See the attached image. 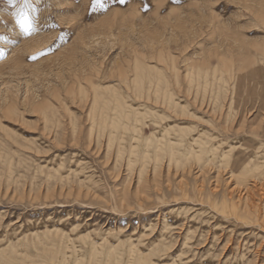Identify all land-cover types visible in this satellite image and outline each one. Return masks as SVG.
I'll use <instances>...</instances> for the list:
<instances>
[{
  "label": "rangeland",
  "instance_id": "obj_1",
  "mask_svg": "<svg viewBox=\"0 0 264 264\" xmlns=\"http://www.w3.org/2000/svg\"><path fill=\"white\" fill-rule=\"evenodd\" d=\"M102 3L0 0V264H264V0Z\"/></svg>",
  "mask_w": 264,
  "mask_h": 264
},
{
  "label": "bare ground",
  "instance_id": "obj_2",
  "mask_svg": "<svg viewBox=\"0 0 264 264\" xmlns=\"http://www.w3.org/2000/svg\"><path fill=\"white\" fill-rule=\"evenodd\" d=\"M259 7V6H258ZM260 10V9H259ZM202 61V63H205L206 61H208L206 58H204V60H201ZM192 63H195V62H192ZM193 66V65H192ZM149 70V69H148ZM192 72V71H191ZM191 76V75H190ZM125 79V78H124ZM123 79V80H124ZM191 79V78H190ZM203 79V78H202ZM124 81H126V79L124 80ZM196 81V80H195ZM227 91V90H226ZM229 91V90H228ZM166 95H167V93H165ZM165 94H164V96H165ZM229 94V93H228ZM148 96V95H147ZM167 97V96H166ZM148 98V97H147ZM170 99H173V97L171 96V94H170V96L168 97V99H166L164 102H162V103H166V104H168L169 102H171L172 100H170ZM157 100V99H156ZM174 101H175V99H173ZM150 102V101H149ZM159 102V101H158ZM179 103V102H178ZM172 104V103H171ZM177 106V103H175L174 102V105L172 104V106H174V107H172L171 106V108H172V111L174 112V113H179V111H186V110H178L177 108H176V106ZM178 106H180V105H178ZM253 108H254V106H252ZM251 106H250V108H252ZM165 108V107H164ZM183 108V107H182ZM247 108V107H246ZM153 109V108H152ZM186 109V108H185ZM154 110V109H153ZM247 110H249L248 108L246 109V111ZM253 110V109H252ZM187 111H188V113H190L191 115H197L195 112H193L191 109H189V108H187ZM243 111V110H242ZM249 112H251L250 110H249ZM248 112V113H249ZM254 112V111H253ZM185 113V112H184ZM257 114V113H256ZM254 116H256V115H254ZM261 116V115H260ZM263 116V115H262ZM178 117V116H177ZM243 119V118H242ZM174 123H168L167 125L169 126V128H172V127H174V125H173ZM184 126V124H178V127H180L182 130L184 129V128H182L183 126ZM242 125V124H241ZM250 131L251 132H253L252 134V136H248V137H245L244 138V142H243V145L245 144V145H247V147L248 146H251V147H253V148H256L257 149V143L258 142H256V135L257 134H254V132H257V131H262V130H264V121H263V118L262 117H254V118H252V120L250 121ZM129 126V125H128ZM171 126V127H170ZM242 127V126H241ZM168 128V127H167ZM215 128V127H214ZM242 129V128H241ZM132 130V129H131ZM172 130V129H171ZM177 130H180V129H178L177 128ZM264 132V131H263ZM213 135V134H212ZM162 137V136H161ZM191 138H193V137H191ZM190 138V139H191ZM194 139H196V138H194ZM193 139V140H194ZM151 139H150V137L149 136H147L146 138H145V141L148 143V141H150ZM198 140V139H197ZM156 141V140H155ZM192 141V140H191ZM204 141V140H203ZM156 142H158V141H156ZM161 142V141H160ZM165 142H168V140L167 141H165ZM190 142V141H189ZM192 142H194V141H192ZM159 143V142H158ZM163 143V142H162ZM171 143H173V142H171ZM200 143V145L198 144V146H202L201 145V143L202 142H199ZM204 143H206V142H204ZM235 144H237V143H235ZM240 144V143H239ZM161 145V144H160ZM197 145V144H196ZM228 145H231V143L230 144H228ZM163 146V145H162ZM190 146H191V144H190ZM234 147V146H233ZM260 147V146H259ZM258 147V148H259ZM190 148H193V147H190ZM230 148V147H229ZM236 148V147H235ZM253 148H251V149H253ZM158 149V148H157ZM172 149H174V148H172ZM260 149V148H259ZM159 150V149H158ZM161 150V149H160ZM159 150V151H160ZM230 150V149H229ZM263 150V149H262ZM188 151H189V147H188ZM191 151V150H190ZM193 152H194V149L192 150ZM231 151V150H230ZM233 151V150H232ZM232 151H231V153H232ZM255 151V150H254ZM171 152H173V151H171ZM192 152V153H193ZM189 153V152H188ZM230 153V154H231ZM260 153V152H259ZM148 154H149V152H148ZM190 154V153H189ZM160 155V154H159ZM172 155V154H171ZM188 155V154H187ZM192 155V154H191ZM225 155H226V153H224L223 155H222V157L224 156L225 157ZM242 155V154H241ZM256 156H257V154H255ZM156 156V155H155ZM175 156V155H174ZM227 156V155H226ZM254 156V155H253ZM177 157V156H176ZM255 157V156H254ZM234 159H233V162H232V164L233 165H231V166H234L235 165V163H236V160H237V158H238V156L236 157V156H234L233 157ZM253 158V157H252ZM255 158H257V157H255ZM155 159H158L157 157H155ZM172 159V157L171 156H169V161ZM239 159V158H238ZM174 160V159H173ZM246 160H247V158L245 157V155H243V157H242V161L243 162H246ZM226 161V160H225ZM229 162V161H228ZM250 162H252V160L250 161ZM247 163H249V161H247ZM140 165V164H139ZM253 165H254V163H253ZM255 165H256V163H255ZM152 166V165H151ZM156 167H158V166H156ZM155 167V168H156ZM241 167V166H240ZM255 167V166H254ZM154 169V168H153ZM244 169V168H243ZM134 171V170H133ZM230 171V170H229ZM232 173H233V170L231 171ZM249 172V171H248ZM136 174V173H135ZM235 174V173H234ZM252 175V174H251ZM144 179V178H143ZM251 181V180H250ZM248 184V183H247ZM251 184V183H250ZM251 185H253V183L251 184ZM251 185H249V186H246L243 190H244V192L247 194L246 195V198L248 197V194L250 193V191H251ZM70 191V190H69ZM72 227V226H71ZM74 229V228H73ZM128 235V234H127ZM126 235V236H127ZM25 237V236H24ZM127 238H130V236H127ZM140 239V241H142L143 239L141 238V236H138V240ZM25 240V239H24ZM133 240V239H132ZM23 241V240H22ZM28 241V240H27ZM31 241V240H30ZM116 241H117V243H119V238H117L116 239ZM139 241V242H140ZM26 242V241H25ZM128 242V241H127ZM27 243V242H26ZM28 243H30V242H28ZM98 243V242H97ZM138 243V242H137ZM31 244L32 245H34L33 244V241H31ZM30 244V245H31ZM152 245V244H151ZM151 245H148V250L147 251H145L146 253H144L143 251H141V252H138V250L139 249H137L136 248V246L132 243V241L130 242L129 241V243L127 244V248H128V255L126 256V258H125V260H124V262L122 261V255H121V253H119V252H117V250H116V246L115 245H111L110 246V248L108 249V251H106V257L105 258H103V260L100 258V256H101V253H102V247H101V245H100V247L101 248H99L98 246H96V244L95 243H93L92 242V244H91V255H89L90 257L88 258V259H78V260H75V262L73 263V264H150V262H151V260L149 261L148 259V257L151 255V254H155V252H158V254H162V256H168V261H166L164 264H177V262H176V259H173V258H171L170 257V255L166 252V247H164V248H161L160 247V245H159V242L158 243H156V245L154 246V247H156L155 248V250H150V247H151ZM36 246V245H35ZM138 246V245H137ZM163 246V245H162ZM114 247V248H113ZM42 249V248H41ZM116 250V251H115ZM12 251H15V249H13ZM41 252V251H40ZM40 252H37L36 254H35V256H37V257H41V258H43V259H45V260H47V262H48V264H61L62 262H61V260H59L61 257H64V255L62 254V253H60L61 251H59V250H57V251H52V252H48V253H40ZM45 252V251H44ZM1 255L2 256H4V257H6L7 259L8 258H11L10 260H13V262L15 261V264H17V263H19L20 264V262L22 263V264H40V262H41V260H36L35 258H34V256H31L30 257V255H28L29 257H27L26 259H24V260H18L16 257H13V256H10V253H8L6 250H4L3 252L1 251ZM23 255V254H22ZM26 256V255H25ZM6 260V259H5ZM7 261V260H6ZM9 262V261H8ZM3 263V262H2ZM72 263V262H71ZM7 264V263H6ZM63 264H69L67 261L66 262H63ZM151 264H155V263H151Z\"/></svg>",
  "mask_w": 264,
  "mask_h": 264
},
{
  "label": "snow or ice",
  "instance_id": "obj_3",
  "mask_svg": "<svg viewBox=\"0 0 264 264\" xmlns=\"http://www.w3.org/2000/svg\"><path fill=\"white\" fill-rule=\"evenodd\" d=\"M123 2L124 0H121V3ZM93 3L99 4L101 8L105 7L102 0H93ZM9 4L13 9L11 15L14 16L15 23L23 32L28 33L32 28V20L29 15L30 0H9Z\"/></svg>",
  "mask_w": 264,
  "mask_h": 264
}]
</instances>
